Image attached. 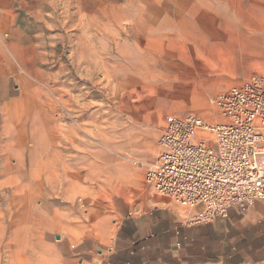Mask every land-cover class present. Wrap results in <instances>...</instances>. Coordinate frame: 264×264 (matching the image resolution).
<instances>
[{
    "label": "rangeland",
    "instance_id": "1",
    "mask_svg": "<svg viewBox=\"0 0 264 264\" xmlns=\"http://www.w3.org/2000/svg\"><path fill=\"white\" fill-rule=\"evenodd\" d=\"M19 2L0 0V69L12 68L15 99L39 102L38 129L0 136V264L15 249L42 252L38 264H107L129 214L185 215L146 182L165 118L217 121V97L264 79V0H71L92 13L27 60L6 17Z\"/></svg>",
    "mask_w": 264,
    "mask_h": 264
},
{
    "label": "crops",
    "instance_id": "2",
    "mask_svg": "<svg viewBox=\"0 0 264 264\" xmlns=\"http://www.w3.org/2000/svg\"><path fill=\"white\" fill-rule=\"evenodd\" d=\"M33 1L20 0L18 9L14 3L6 15L10 17L8 31L12 38L28 43L21 59L38 58L39 51L34 44L43 43L46 36H68L65 32L77 28L83 13H92L84 8L72 9L71 0H39L35 4ZM14 20H20V29L15 28L18 26ZM73 32L71 36L76 35ZM11 69H0V136L13 138L16 123L20 124L17 136L25 138L24 135H31L38 129L39 102L14 98ZM60 177L59 174L57 181ZM47 182L49 187L51 182ZM46 192L39 182L37 194L47 197ZM45 215L44 211L39 212L38 217ZM182 218L183 214L165 207L138 216L129 214L120 223L110 252V256L117 255V260L107 264H264V204L259 200L252 202L245 211L233 208L227 218H218L203 226H187ZM90 227H93L92 221ZM10 255L15 264H38L45 257L35 249H15Z\"/></svg>",
    "mask_w": 264,
    "mask_h": 264
},
{
    "label": "built area",
    "instance_id": "3",
    "mask_svg": "<svg viewBox=\"0 0 264 264\" xmlns=\"http://www.w3.org/2000/svg\"><path fill=\"white\" fill-rule=\"evenodd\" d=\"M222 121L168 115L160 153L146 182L182 210L183 224L203 226L264 204V79L253 77L215 100Z\"/></svg>",
    "mask_w": 264,
    "mask_h": 264
},
{
    "label": "bare ground",
    "instance_id": "4",
    "mask_svg": "<svg viewBox=\"0 0 264 264\" xmlns=\"http://www.w3.org/2000/svg\"><path fill=\"white\" fill-rule=\"evenodd\" d=\"M214 105H215V101H214ZM215 108H216V106H215ZM217 109V108H216ZM218 116H219V114H218ZM222 121V117H221V115L219 116V120H217V121H214V122H211V121H209V120H207V122H210V123H217V122H221ZM39 253V252H38ZM39 255V254H38ZM30 257V256H29ZM41 257V256H40ZM37 258V257H36ZM35 258V259H36ZM41 259V258H40ZM34 261V260H33ZM44 261V260H43Z\"/></svg>",
    "mask_w": 264,
    "mask_h": 264
},
{
    "label": "trees",
    "instance_id": "5",
    "mask_svg": "<svg viewBox=\"0 0 264 264\" xmlns=\"http://www.w3.org/2000/svg\"><path fill=\"white\" fill-rule=\"evenodd\" d=\"M111 259H112V263H115V260H117V255H113V256L111 257Z\"/></svg>",
    "mask_w": 264,
    "mask_h": 264
}]
</instances>
